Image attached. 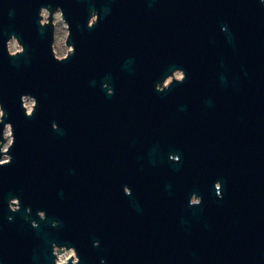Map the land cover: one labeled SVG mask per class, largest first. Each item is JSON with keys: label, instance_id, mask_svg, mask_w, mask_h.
<instances>
[{"label": "water", "instance_id": "water-1", "mask_svg": "<svg viewBox=\"0 0 264 264\" xmlns=\"http://www.w3.org/2000/svg\"><path fill=\"white\" fill-rule=\"evenodd\" d=\"M0 108V264H264V0H0Z\"/></svg>", "mask_w": 264, "mask_h": 264}, {"label": "rangeland", "instance_id": "rangeland-1", "mask_svg": "<svg viewBox=\"0 0 264 264\" xmlns=\"http://www.w3.org/2000/svg\"><path fill=\"white\" fill-rule=\"evenodd\" d=\"M44 14H45V16H47L48 11L44 10ZM54 20L56 23V37H55L54 48L56 50V53L59 56H62L64 54H66L68 52V50L70 49V46H68L66 44V38L68 35V28H67L66 22L62 19L59 11L55 12ZM20 48H21V45L19 44V42L17 40L12 39L10 41V49L12 51H15V50L20 49ZM24 100H25L26 107L29 110H31V108L34 104V99L30 96H26ZM1 112H2V109L0 108V115H1ZM5 136H6V141L4 143V148H7V146L10 144V142L12 140V133H11V129L9 126L6 128ZM6 157H7V155H4V158H6ZM71 254H75L73 249L67 250L65 253H63L62 258H66L67 256H69Z\"/></svg>", "mask_w": 264, "mask_h": 264}, {"label": "flooded vegetation", "instance_id": "flooded-vegetation-1", "mask_svg": "<svg viewBox=\"0 0 264 264\" xmlns=\"http://www.w3.org/2000/svg\"><path fill=\"white\" fill-rule=\"evenodd\" d=\"M128 190V187L126 188ZM70 249H73V248H70ZM70 249H65L63 252L60 253V256L57 258V262L56 264H63L65 261H67V259L72 256V255H75V254H71L69 256H67L66 258H62V255L63 253H65L67 250H70ZM74 250V249H73ZM75 252V251H74Z\"/></svg>", "mask_w": 264, "mask_h": 264}, {"label": "bare ground", "instance_id": "bare-ground-1", "mask_svg": "<svg viewBox=\"0 0 264 264\" xmlns=\"http://www.w3.org/2000/svg\"><path fill=\"white\" fill-rule=\"evenodd\" d=\"M29 110V109H28Z\"/></svg>", "mask_w": 264, "mask_h": 264}]
</instances>
